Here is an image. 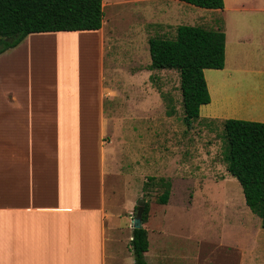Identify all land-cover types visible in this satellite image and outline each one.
<instances>
[{"label":"crops","instance_id":"crops-1","mask_svg":"<svg viewBox=\"0 0 264 264\" xmlns=\"http://www.w3.org/2000/svg\"><path fill=\"white\" fill-rule=\"evenodd\" d=\"M223 1V8L218 10L264 13V0ZM151 2L155 0H102L101 28L31 33L11 52L0 54V264H134L130 249L132 220L142 199L135 195L118 204L116 192L106 191L114 145L107 141L106 133L116 115L107 109L113 98L107 96L105 85L116 81V61L121 59L135 67L120 82L137 86L145 79L149 81L153 70L148 69L150 55L146 59V53L152 37L143 31L116 35L114 22L104 12L106 7L110 10L119 5L132 6L126 12H133L135 4ZM220 27L225 33V63L222 69H212L213 74L219 75L216 80L220 83L231 79L234 97L244 103V114L249 116L244 120L264 122V102L257 98L260 92L255 96V82L253 88L243 87L244 80L230 75L253 69L241 66L238 60L231 71L227 67L230 38L238 57L245 46L256 43L257 35L264 34V25L247 23L238 28L241 31L232 28L230 34L223 19ZM74 35L90 39L89 59L96 72L89 83L92 88L80 89V84L65 82L72 78L68 74L65 78L48 77L49 67L39 71L22 58L27 47L33 50L30 41L34 39ZM143 35L148 37L142 46ZM260 42L264 45V38ZM106 54L110 62L107 66ZM210 70L204 69L205 77ZM207 88L212 94L211 86ZM211 102L210 97L207 105ZM128 103L122 116L137 117L138 112ZM215 112L219 113L211 109L206 115L213 117ZM227 207L229 212L224 210L218 221L213 249L208 248L206 216H199L197 232L185 239L183 253L181 243L169 238L160 227H155L151 241L148 219L142 224L148 237L146 263L176 264L182 257L185 264H199L201 259L205 264H215L212 251L221 249L224 261L235 253L237 264L240 260L242 264H264L261 221L233 199Z\"/></svg>","mask_w":264,"mask_h":264},{"label":"rangeland","instance_id":"rangeland-1","mask_svg":"<svg viewBox=\"0 0 264 264\" xmlns=\"http://www.w3.org/2000/svg\"><path fill=\"white\" fill-rule=\"evenodd\" d=\"M226 2L229 3L230 0ZM128 6H114L115 10L113 7L111 11L108 10L109 7L105 8L104 16L114 22L116 35L126 31H143L149 33V37L172 38L179 23L213 29L216 25L220 27L223 19H226L230 34L232 28L241 31L238 28H243L247 23L264 25L261 16L264 13L206 9L179 0L138 3L135 4L136 10L133 12H126ZM128 9H132V6ZM113 12L114 17L110 16ZM263 35H257L254 40L256 43L245 46L238 57L233 51L230 38L227 67L231 71L236 60L241 62V66L251 67L253 71L230 72V75L244 80L243 87L249 85L253 88L255 82V96L260 92L262 95L257 98L264 102V45L260 42L264 38ZM74 36L76 37L49 36L34 39L30 41L33 50L27 47L23 50L22 58L39 71L44 66L49 67L48 77L65 78L68 74L72 78L68 77L65 82L80 84V89H89V83H92L96 76L89 59V47L92 45L90 39L84 38L85 35ZM147 37H141L140 45H144ZM11 51L12 49H9L5 52ZM147 55L149 56V51L146 53V59ZM141 60L143 61L142 56ZM107 64L110 65L108 54L105 55V66ZM116 65L119 68L114 73L117 76L116 81L113 79L112 84L105 85L108 88L107 96L113 98L111 106L107 108L105 103V107L116 115L110 131L106 133L107 141L114 144L111 149L112 171L106 176V191L112 189L116 192L118 204L131 200L135 195L138 199L148 201L151 241L155 238V227H160L164 234H169V238L181 243V253L186 247L185 239L197 232L199 216H206V227L210 233L208 248L213 249L216 237L214 233L219 229L218 221L224 210L229 212L227 206L232 199L248 214H254L245 203L240 183L227 172L224 161L228 146L223 121L249 117L244 114V103L234 97L233 82L227 78L228 82L220 83L216 80V76H219L217 73L215 76L212 69L207 71L205 80L207 87L211 86L212 94H209L212 102L200 107L198 119L187 128L182 121L179 73L176 70H153L149 81L145 79L142 85L129 86L120 81H124L128 72L135 66L123 59L117 60ZM128 102H131V107L138 112L137 117L122 116L127 106L129 107ZM211 109H216L219 113L216 115V111L213 117L207 116ZM150 176H153L154 180L148 179ZM164 189H168L169 197L166 204H161L158 198ZM253 216L260 221L256 214ZM222 252L221 249L212 251L211 258H215L213 263H238L235 253L228 255L224 261ZM176 264H185V260L181 257ZM190 264L195 263L193 261ZM199 264L205 262L201 259Z\"/></svg>","mask_w":264,"mask_h":264},{"label":"trees","instance_id":"trees-1","mask_svg":"<svg viewBox=\"0 0 264 264\" xmlns=\"http://www.w3.org/2000/svg\"><path fill=\"white\" fill-rule=\"evenodd\" d=\"M206 9L223 8V0H179ZM103 20L102 0H0V54L18 45L28 34L54 31L97 30ZM149 70L174 69L179 73L182 121L190 128L200 107L210 102L204 69H222L225 33L221 27L178 25L172 38L148 40ZM227 141V172L242 187L245 203L264 228V122L229 118L223 121ZM148 179L154 180L153 176ZM168 189L158 200L166 204ZM142 224L149 219V202L142 199ZM147 229H132L130 249L134 264H147Z\"/></svg>","mask_w":264,"mask_h":264},{"label":"water","instance_id":"water-1","mask_svg":"<svg viewBox=\"0 0 264 264\" xmlns=\"http://www.w3.org/2000/svg\"><path fill=\"white\" fill-rule=\"evenodd\" d=\"M142 212H143V203L140 202V204L136 208V213H135V216L132 220V227L133 228L141 227V225H142V219H141Z\"/></svg>","mask_w":264,"mask_h":264}]
</instances>
